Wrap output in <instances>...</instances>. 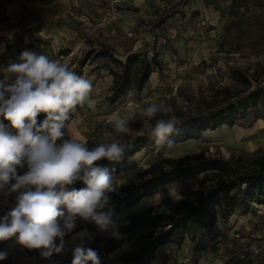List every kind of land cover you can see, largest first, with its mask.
<instances>
[{"label": "rangeland", "instance_id": "rangeland-1", "mask_svg": "<svg viewBox=\"0 0 264 264\" xmlns=\"http://www.w3.org/2000/svg\"><path fill=\"white\" fill-rule=\"evenodd\" d=\"M107 48L112 49L113 57L122 62L131 54H146L151 59L157 53L162 70L156 71L153 79L151 75L141 93L132 90L115 104H110L107 97L113 80L109 72L112 65L106 59L89 56L93 50ZM24 50L59 60L69 70L92 81L91 103L76 106L71 120L66 121L62 139L120 141L112 121L115 115L128 112L139 116L137 126L129 134L150 135L152 124L140 113L151 103L163 101L170 108L169 113L156 115L160 119L193 116L201 107L202 97L210 100L215 90L227 86L240 88L230 74L233 68L253 76L249 91L255 89L256 80L264 86V0H129L122 6H115L112 0H0V79L4 78L11 63L19 62ZM39 117L45 118L43 113ZM258 120H264L261 106L240 116L234 127H222L235 129L239 126L248 130ZM5 126L7 130L15 131L10 124ZM220 128L209 131L218 132ZM215 135L217 133L207 134L206 131L204 141H182L166 151L160 147L144 149L128 159L120 173L123 169L129 171L128 182L156 162L187 156L193 160L202 152L209 163L199 167L198 171L214 173L215 169H227L231 161V166L240 172L246 167L237 164L240 157L252 162L255 156L264 153V146L258 145L256 139H251L256 146L250 150L230 146L224 142L225 138L210 141L209 138ZM61 142L56 141L57 144ZM20 171H27L26 164L18 168ZM174 176L173 185L148 195L160 193L161 199L144 210L129 212L118 224V229L129 217L152 206L186 198L191 191L200 188L204 174L191 179ZM122 187L109 193L110 206L123 196ZM16 203V192L11 191L8 184L0 189V217ZM263 206L251 203L248 213L237 210L226 223L219 221L212 231L199 232L196 239L207 245L206 252L195 254L193 243L186 237L179 246L170 244L157 252L151 264H264ZM86 223L78 218L75 228L63 238V252L53 253L49 258L41 256L42 250H29L19 245L15 236L1 241L0 251L7 252V258L0 264H72V250L79 244L94 248L110 239V232H102L100 228L94 232H76ZM144 233L139 232L133 240L124 243L129 246L113 260L100 259L101 264H121V257L137 249ZM55 243L59 246L61 241L56 239ZM124 244L113 254L122 250Z\"/></svg>", "mask_w": 264, "mask_h": 264}, {"label": "clouds", "instance_id": "clouds-1", "mask_svg": "<svg viewBox=\"0 0 264 264\" xmlns=\"http://www.w3.org/2000/svg\"><path fill=\"white\" fill-rule=\"evenodd\" d=\"M92 90L91 80L69 70L59 60L30 50H24L19 62L6 69L0 79V118L9 121L15 131L7 130L0 120V189L14 180L11 191H24L18 195L15 207L0 217V241L15 236L19 245L42 250L41 256L49 258L63 252V238L75 228L78 218L119 237L109 193L123 186L128 176L123 172L114 176L97 162L119 160L125 145L113 139L89 148L82 140L62 139L70 112L77 105L90 104ZM169 112L170 108L161 101L151 103L140 114L153 118ZM42 113L45 118L38 121ZM135 116V112L115 115V134L129 133ZM178 123L175 116L159 119L151 136L157 144L166 140L171 144L168 137ZM57 140L62 142L57 144ZM25 164L27 171L19 175L18 168ZM77 181L86 187H70ZM154 199L155 196L145 197L141 203L152 205ZM56 239L61 241L59 246ZM72 256V264H101L98 253L83 243L72 250ZM6 258L7 252L0 251V261Z\"/></svg>", "mask_w": 264, "mask_h": 264}, {"label": "trees", "instance_id": "trees-1", "mask_svg": "<svg viewBox=\"0 0 264 264\" xmlns=\"http://www.w3.org/2000/svg\"><path fill=\"white\" fill-rule=\"evenodd\" d=\"M90 55L97 59H106L112 65L109 72L113 80L107 97L110 104H115L132 90L141 93L151 75L162 70V62L157 53L151 59L146 54H131L125 62L115 59L114 51L110 48L102 51L93 50L89 52ZM230 74L240 88L233 89L232 86H227L217 89L210 100L201 98V107L195 115L177 116L179 123L176 125V131L168 137L171 144L167 140L162 144H157L151 134L142 136H132L129 133L119 134L121 137L119 142L125 145L120 159L117 161L102 160L97 163L116 176L120 173V168L127 164L128 159L144 149L153 150L160 147L166 151L182 141H204L206 131H214L224 125L234 127L238 118L250 109L259 106L264 108V86L256 80L255 89L249 91L253 76H249L247 71L240 68H233ZM71 113L68 121L71 120ZM43 119L38 116V121ZM159 119L160 117L155 116L149 118L148 122L153 127ZM137 120H139L138 115L130 121V129L137 126ZM3 123L4 125L10 124L9 121H3ZM85 143L89 148H93L101 142L88 139ZM207 163L209 162L207 158H204V152L195 155L193 160L191 156L178 159L166 158L129 180L121 189L123 196L111 205L112 219L123 209L137 205L150 193H156L158 189L172 184L174 174L181 179H191L204 174L200 188L191 191L181 201L152 206L143 213L125 220L127 223L124 222L117 229L118 238L110 236L104 245L92 248L98 253L99 258L107 259L124 243L133 240L139 232L145 233L139 240L137 249L123 255L120 259L121 264H151L160 247L167 244L179 246L186 237H189L193 243L194 253L200 255L208 248L204 242L196 239L199 232L212 231L219 221L226 223L237 210L248 213L251 203L264 204V153L255 156L252 162L245 161L243 156L240 157L237 164L246 165L245 168H241L240 172L231 166L233 165L231 161L227 169H215L214 173L197 170ZM18 174L22 175L24 172L20 171ZM166 180L169 181L166 183ZM14 183L15 181L12 180L8 185L12 187ZM70 187L79 190L86 185L82 181H77ZM23 191L24 189L16 191V196L18 197ZM162 207L165 209L162 210ZM97 229L99 227L94 222H87L76 232L87 233ZM2 247L3 243L0 241V249Z\"/></svg>", "mask_w": 264, "mask_h": 264}, {"label": "bare ground", "instance_id": "bare-ground-1", "mask_svg": "<svg viewBox=\"0 0 264 264\" xmlns=\"http://www.w3.org/2000/svg\"><path fill=\"white\" fill-rule=\"evenodd\" d=\"M154 76H155V73L152 74V79L154 78ZM231 129L232 128L221 127L218 132L207 131V134L217 133V135L210 137L209 140L210 141H217V140L220 141V140H222L221 138H225L224 142L228 143L230 146L244 147V148L248 147L250 150H253L255 148L256 144L252 140L256 139V140H258V145L260 144V145L264 146V120H258L252 129L246 130L243 128H239V126L235 129H232V130ZM244 140H247V141H244ZM188 143H197V142L195 140H190ZM122 172L125 173L127 176L129 174V171H124V169ZM120 174H118L117 177H119ZM171 185H173V184H171ZM167 186H170V185H167ZM121 187H119V188H121ZM152 196H155L154 201L161 199V197H162L160 193H157V194L152 195ZM152 196H148V197H152ZM141 201L136 206H134L132 208H128L125 211H123L122 213H119L113 220H115L117 222V224H120L129 212L144 210L147 206H150L148 204H142ZM263 209H264V206H263ZM128 246H129V244H124L122 250H120L117 254H113V253L110 254V257L106 260L107 261L113 260L114 257H116V255H118L121 251L127 249Z\"/></svg>", "mask_w": 264, "mask_h": 264}, {"label": "built area", "instance_id": "built-area-1", "mask_svg": "<svg viewBox=\"0 0 264 264\" xmlns=\"http://www.w3.org/2000/svg\"><path fill=\"white\" fill-rule=\"evenodd\" d=\"M112 2L115 6H122L124 4H127L129 0H112Z\"/></svg>", "mask_w": 264, "mask_h": 264}, {"label": "crops", "instance_id": "crops-1", "mask_svg": "<svg viewBox=\"0 0 264 264\" xmlns=\"http://www.w3.org/2000/svg\"><path fill=\"white\" fill-rule=\"evenodd\" d=\"M169 245H170V244H167V245H165V246L160 247V249L158 250V252L161 251L162 249L166 248V247L169 246Z\"/></svg>", "mask_w": 264, "mask_h": 264}]
</instances>
